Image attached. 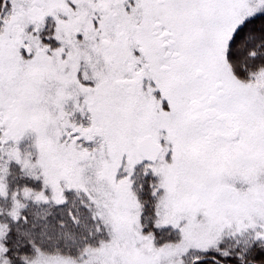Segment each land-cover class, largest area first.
Returning a JSON list of instances; mask_svg holds the SVG:
<instances>
[{"label":"snow or ice","instance_id":"obj_1","mask_svg":"<svg viewBox=\"0 0 264 264\" xmlns=\"http://www.w3.org/2000/svg\"><path fill=\"white\" fill-rule=\"evenodd\" d=\"M0 264H264V0H0Z\"/></svg>","mask_w":264,"mask_h":264}]
</instances>
